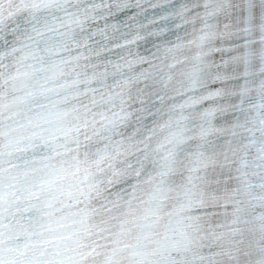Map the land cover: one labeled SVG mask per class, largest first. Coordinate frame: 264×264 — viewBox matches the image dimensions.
Listing matches in <instances>:
<instances>
[{"label": "snow or ice", "instance_id": "6c2138e0", "mask_svg": "<svg viewBox=\"0 0 264 264\" xmlns=\"http://www.w3.org/2000/svg\"><path fill=\"white\" fill-rule=\"evenodd\" d=\"M0 264H264V0H0Z\"/></svg>", "mask_w": 264, "mask_h": 264}]
</instances>
